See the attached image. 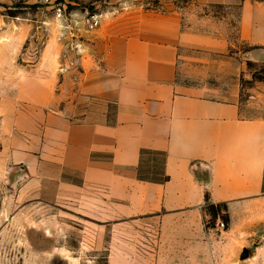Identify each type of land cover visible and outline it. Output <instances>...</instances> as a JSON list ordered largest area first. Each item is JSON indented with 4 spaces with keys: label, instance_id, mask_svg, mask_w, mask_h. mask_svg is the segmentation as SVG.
I'll use <instances>...</instances> for the list:
<instances>
[{
    "label": "crops",
    "instance_id": "1",
    "mask_svg": "<svg viewBox=\"0 0 264 264\" xmlns=\"http://www.w3.org/2000/svg\"><path fill=\"white\" fill-rule=\"evenodd\" d=\"M191 1L237 8L243 22L256 4ZM110 16L77 61L63 62L60 72L47 66L40 84L21 83L35 85L17 99L36 121L16 156L33 183H54L51 203L67 212L106 224L158 221L161 242L190 251L205 245L201 219L209 205L226 206L233 220L264 196V118L243 117L236 93L217 99L208 86L181 79L228 51L222 33L199 29L175 10ZM147 155L163 157L161 180L168 181L141 180Z\"/></svg>",
    "mask_w": 264,
    "mask_h": 264
},
{
    "label": "rangeland",
    "instance_id": "2",
    "mask_svg": "<svg viewBox=\"0 0 264 264\" xmlns=\"http://www.w3.org/2000/svg\"><path fill=\"white\" fill-rule=\"evenodd\" d=\"M253 3L243 22L237 8L197 6L191 0H0V264H264V196L233 220L225 206L211 211L218 217L207 209L201 219L205 245L187 251L161 242L158 221L106 224L67 212L51 203L54 183H33L16 156L36 121L25 115L26 102L17 99L25 90L35 91V85L21 83L33 78L40 84L51 64L60 72L63 62L77 61L80 46L94 43L110 15L136 9L179 11L185 22L225 35L228 51L205 58L204 72L197 66L181 79L208 86L217 99L236 93L243 117L264 118V0ZM59 8L63 21L56 17ZM87 14L101 16L99 29H86ZM17 110L22 116H15ZM20 123L27 133L19 131ZM162 165L163 157L147 155L141 177L162 179ZM245 250L249 256L242 260Z\"/></svg>",
    "mask_w": 264,
    "mask_h": 264
},
{
    "label": "built area",
    "instance_id": "3",
    "mask_svg": "<svg viewBox=\"0 0 264 264\" xmlns=\"http://www.w3.org/2000/svg\"><path fill=\"white\" fill-rule=\"evenodd\" d=\"M56 17L58 20L63 21L64 20V12L62 9H57L56 11ZM84 26L89 31H95L100 28L101 26V16H98L96 14L90 15L87 14L84 20Z\"/></svg>",
    "mask_w": 264,
    "mask_h": 264
},
{
    "label": "trees",
    "instance_id": "4",
    "mask_svg": "<svg viewBox=\"0 0 264 264\" xmlns=\"http://www.w3.org/2000/svg\"><path fill=\"white\" fill-rule=\"evenodd\" d=\"M141 180H148V179H145V178H142L141 177ZM148 181H151V180H148ZM163 181H168V178H164L163 180H152V182H163ZM222 206H224V205H218V206H215V205H209L208 207H207V209H208V211H209V213L211 214V215H213L214 217H218V214H212V210H215V209H217V208H219V207H222ZM226 207V206H225ZM223 220V223H224V227H225V230H227L228 228H229V217L227 216V218H223L222 219Z\"/></svg>",
    "mask_w": 264,
    "mask_h": 264
},
{
    "label": "water",
    "instance_id": "5",
    "mask_svg": "<svg viewBox=\"0 0 264 264\" xmlns=\"http://www.w3.org/2000/svg\"><path fill=\"white\" fill-rule=\"evenodd\" d=\"M248 256H249V253H248L247 250H245L244 253H243V255H242V257H241V259L242 260H245L246 258H248Z\"/></svg>",
    "mask_w": 264,
    "mask_h": 264
}]
</instances>
